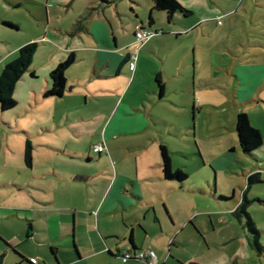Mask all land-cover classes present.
Listing matches in <instances>:
<instances>
[{"label": "crops", "instance_id": "0c3cea01", "mask_svg": "<svg viewBox=\"0 0 264 264\" xmlns=\"http://www.w3.org/2000/svg\"><path fill=\"white\" fill-rule=\"evenodd\" d=\"M8 2L13 7L26 4L32 23L26 37L24 38L23 35L22 39L14 41L0 56V72L3 64L12 56H16L17 49L21 45L36 42L37 48L28 72L30 77L40 79L39 84L32 86L35 92L34 97L38 98L51 87L50 72L72 53L75 61L65 70L66 90L60 97L49 96L52 97L50 101L64 99V102L57 106L61 107L70 121L88 120V127L95 124L96 131L90 133L96 137L92 147L104 143L106 151L93 152L92 148L91 151L97 154L96 158L104 153L109 154L108 156L111 154L112 159L110 163L106 161L103 168L92 173L89 170L82 171L80 168L72 169L66 160L67 157L77 158L80 161L85 160L84 164H87L91 160L90 150L82 157L77 146L64 143L39 145L38 153L43 158L40 161L34 157L33 152L32 165L36 160L43 165L37 167L34 178H47L51 183L48 186L51 188L50 194L44 198L35 197L32 204L28 203L18 208H0V218H19L26 221V224H0V264H141L136 259L123 262L119 254L123 250L136 252L148 249L155 252L156 264H246V262L255 264L256 257H261L264 251L259 254L249 246L247 232L241 223L238 224L241 233L236 231L238 227L236 224L225 225L232 226L234 230L228 234L229 237L225 241L219 242L218 245L222 246L216 251L220 257L214 260L206 257L213 256V248L210 246L215 238L210 235L208 239V235L196 224L192 225L194 232L187 230L191 228L190 224H171L165 230L164 225L159 224L158 232L152 233L142 227L145 233L136 234L135 226L131 223H129L131 227L129 233L127 229L118 232L114 229V224H99L98 219L90 221L89 218L87 220L83 218L84 215L95 212L98 206V213L100 214L104 209L102 212L104 216L117 210L121 204L124 209L134 205L148 207L160 221L156 208L157 201L162 202L163 213H168V217L171 218L170 206L165 203V195L167 197L169 192H179L184 187H188L187 179L180 186L177 181L163 178L159 145L166 147L162 139L166 133L175 137L190 131L193 135L194 125L189 122L182 130L175 121H162L157 113L149 112L151 108L158 107L163 102L170 106L163 108L175 114L178 109L188 106L181 94L191 90L192 107L189 113L193 121V114L196 112L193 89L194 62H188L189 52L177 44L181 41V28L188 33L189 29L203 19L202 16L199 19L192 18L196 10L193 4L187 0H179L184 7L191 10V14L185 16L176 11L168 18L166 12L153 7V0L146 3L130 0L126 6H120L116 0H13ZM128 6L130 9L127 8ZM149 15L153 17L152 24L148 22ZM7 20L17 25V20L13 18H7ZM139 28L160 32L138 46L135 31ZM135 51V69L132 72L128 68L127 61L129 54ZM188 66H192L190 73L184 71ZM243 67H248V69L244 68L246 71L250 70L248 65ZM254 67L256 70L254 76L258 85L262 83L264 65L259 64ZM156 74L159 75L163 84L162 93L155 82ZM257 88L256 86L255 92ZM176 95L179 98L175 97ZM42 98L44 100L48 97ZM82 98L84 102L81 104ZM148 113L151 122L147 118ZM63 116L61 115L58 120L61 121ZM163 123L165 128L162 127ZM153 129L159 134L158 138L153 135ZM77 130V133H82L80 129ZM139 133L145 135L136 136ZM121 135L129 137L124 145L137 149H144L149 144L146 139H151L146 147H153V156L151 161L145 160L148 164L145 166L148 168L156 166L159 171L148 169L143 173L137 171L134 175L120 173L117 163L121 158L115 161L114 150L116 146H119L115 141ZM155 143H158V153L154 147ZM261 150L264 154L263 142L252 155L242 152L246 161L252 163L251 171L246 173L247 177L253 174L252 182L247 184V188L243 191L250 202L255 200L264 205V197L256 196L253 199L247 197L249 185L262 181L261 172L257 170L260 169L259 164L264 161V156L261 157L259 153ZM137 157L138 155H136V169L140 163ZM229 163L230 157L227 156L222 161L221 168ZM210 167L214 168L213 165ZM79 181H95L99 185L96 201L89 204L90 211L80 208L75 199L77 195L68 191L69 182L77 186L81 184ZM206 182L208 186H211V190L214 189V192V183L211 184L208 178ZM35 186L42 187L40 183ZM190 188L189 191L194 192L203 190L196 187ZM216 195L214 193V196ZM231 201L233 204H230ZM231 201L227 202L228 206L222 210L232 212L241 198L235 199L232 194ZM248 212L250 215L251 212ZM127 217L124 212L121 213V221L125 222ZM134 218L135 221L139 220L137 216ZM127 223L121 225L128 226ZM213 230H215L214 225ZM260 232H264V229H260ZM163 235L167 236L165 238V244H168L167 253L163 246L165 244L158 243L162 240L159 237ZM196 237L204 239L206 246L196 245ZM154 238L157 241H154ZM190 247L194 254L190 252ZM20 254L25 257V260H21Z\"/></svg>", "mask_w": 264, "mask_h": 264}, {"label": "rangeland", "instance_id": "374dc122", "mask_svg": "<svg viewBox=\"0 0 264 264\" xmlns=\"http://www.w3.org/2000/svg\"><path fill=\"white\" fill-rule=\"evenodd\" d=\"M8 1L13 0H0V56L14 41L22 39L23 35L24 38L26 37L32 23L26 4L13 7ZM116 1L120 6H126L130 0ZM140 1L151 2V0ZM188 1L196 9L192 18L199 19L201 16L203 18L189 29L188 33L181 28V41L177 43L189 52L188 62H194L195 96H193L196 112L193 114V121L189 113L192 107L191 90L181 94L188 106L178 109L175 114L163 108L170 107L163 102L158 107L151 108L149 112L157 113L162 121H175L182 130L189 122L194 125L193 135L190 131L175 137L166 133L162 138L169 150L172 171L181 169L185 172L188 175V187H184L179 192H169L167 197L165 195V203L170 206L171 218L167 213H163L161 201L156 202L160 221L148 207L134 205L124 209L121 204L117 210L104 216L102 213L104 209L99 214L98 206L95 212L84 215L83 218L85 220L89 218L90 221L98 219L99 224H114V229L118 232L127 229L129 233L131 231L129 223H131L135 226L136 234L145 233L142 227L152 233L158 232L159 224L164 225V230L171 224H190L191 228L187 230L194 232L192 225L196 224L208 235V239L210 235L215 238L210 246L213 248V256L206 257L215 260L220 257L216 251L222 246L218 245L219 242L225 241L229 237L228 234L234 230L232 226L225 225L236 224L238 226L236 231L242 232L238 225L240 223L231 214V210H222L228 206L232 194L235 199L241 198L242 191L247 188L246 173L251 171L252 163L247 162L242 155L235 132V118L238 112L244 111L247 114L250 124L259 130L264 146V73H262V83L258 85L254 76L256 72L254 66L264 65V0ZM139 7L143 8V6ZM127 8L130 9V6ZM7 18L17 20L18 30L3 24V22L15 23ZM15 57L12 56L9 61ZM243 65H248L250 70L246 71L244 68L248 69V67ZM191 67L188 66L184 71L190 73ZM39 81L40 79L30 77L28 71L25 72L17 81L13 91L15 106L5 111L0 110V208H18L28 203L32 204L35 197L44 198L50 194L51 188L48 186L51 183L48 179L34 178L37 167L43 164L37 160L31 168H27L24 164L22 151L26 139L35 146L32 153L34 152V157L40 161L43 157L38 153V146L43 144L64 143L77 146L82 157L90 150L91 160L87 164H84L85 160L67 157V163L72 169L80 168L82 171L89 170L94 173L103 168L106 161L110 163L112 159L111 154L108 156L109 154L104 153L96 158L97 154L91 151L96 137L90 134L96 131L95 124L88 127V120L72 122L66 118L61 107L57 106L62 104L64 99L50 101L52 97H48L43 100L42 94L38 98L34 97L35 92L32 86L39 84ZM256 86L258 90L255 92ZM175 97L179 98L178 95ZM83 102L82 98L81 104ZM149 113L147 118L151 122ZM61 115L64 116L59 121L58 118ZM162 127L165 128L164 123ZM77 129H80L82 133H77ZM152 133L155 138L159 137L154 129ZM140 135L145 134L139 133L136 136ZM128 138L126 135H121L115 141L119 144L114 150L115 161L121 158L117 163L118 171L128 175H134L137 171L143 173L148 169L159 171L156 166L146 167L148 164L145 160L151 161L153 156V147H146L151 139H146L149 144L144 149H137L124 145ZM154 147L158 153V143H155ZM50 153L52 154L51 151ZM259 153L261 157L264 156L262 150ZM136 155L140 162L138 169H136ZM227 156L230 157V163L221 168L222 161ZM210 165H213L215 169H212ZM259 167L260 169L257 170L261 172L262 181L249 185L247 197L250 199L256 196L264 197V161L259 164ZM207 178L210 179L211 184L214 183L216 196L212 194L213 190L211 186H208ZM37 183H40L42 187L37 188L35 186ZM79 183L81 184L74 186L69 182L68 191L77 195L75 199L80 208L90 211L89 204L96 201L99 185L95 181H79ZM189 187L203 189V192L189 191ZM218 195L230 199L220 200ZM230 204H233V201ZM247 210L251 212L250 216L256 223L255 227L263 230L264 205L252 200L248 203ZM122 212L128 216L125 222L121 221ZM135 216L139 218L138 221H135ZM126 222L128 226L121 225ZM0 224H26V221L19 218H0ZM213 225L215 230L212 231ZM166 237L164 235L159 237L162 240L158 243L165 244ZM196 238V245L206 246L204 239ZM154 241H157L156 238ZM258 241L264 248V232H260ZM163 246L167 253L168 244ZM189 249L194 254L192 247ZM256 261L255 264L258 262L264 264V254L261 257L257 256Z\"/></svg>", "mask_w": 264, "mask_h": 264}, {"label": "trees", "instance_id": "16d2710c", "mask_svg": "<svg viewBox=\"0 0 264 264\" xmlns=\"http://www.w3.org/2000/svg\"><path fill=\"white\" fill-rule=\"evenodd\" d=\"M106 1V0H100ZM153 7L157 10L166 12L168 18L176 11L181 12L183 15L187 16L191 14V10L184 7L179 0H153ZM149 24L153 23V17L149 15ZM4 25L18 29L17 25L11 23H3ZM37 48L36 42H28L21 45L17 49L16 57L8 62L4 63V66L0 72V110L5 111L11 109L15 106L16 102L12 97L15 85L23 74L30 70L33 56ZM75 61V57L70 53L63 61H61L51 72V87L43 92V97L49 96H62L66 90V78L65 70ZM155 82L160 93L163 92V84L158 74L155 76ZM235 132L237 135V141L239 147L243 153L246 155H252L254 150L260 147L262 144V137L258 129L253 127L248 119L247 114L244 111H240L236 114L235 118ZM32 148L31 142L26 139L23 149V161L26 167H31L32 165ZM160 153V166L162 176L166 180L177 181L180 186L187 179V174L181 169H177L175 172L171 168L170 155L167 148L164 145H159ZM253 174L247 177V184L252 182ZM214 190V189H213ZM215 191L212 193L214 195ZM220 200H228L222 196H218ZM260 201L259 199H257ZM250 201L245 197L244 191L242 192L241 201L231 212L234 218L241 224H243L244 229L247 232V242L249 246L256 251V253L261 254L264 248L258 242L259 230L255 227V223L247 211V205ZM167 212V210H166ZM169 216V214L167 213ZM30 224V223H28ZM30 228V225H28ZM7 244V243H6ZM7 246L11 249L10 245ZM14 250V249H13ZM15 251V250H14ZM17 253V252H16ZM21 260H25V257L20 254ZM121 260V259H120Z\"/></svg>", "mask_w": 264, "mask_h": 264}, {"label": "built area", "instance_id": "2783aa9c", "mask_svg": "<svg viewBox=\"0 0 264 264\" xmlns=\"http://www.w3.org/2000/svg\"><path fill=\"white\" fill-rule=\"evenodd\" d=\"M154 35V31L147 28H139L137 31H135V40L137 45H141L146 40L151 38ZM136 50V48H135ZM135 61H136V51L129 54L128 57V68L130 71H134L135 69ZM93 152H104L106 151V145L104 143L94 145L92 147ZM120 259L125 262L129 260H139L143 262L144 264H156V255L155 252L151 249L148 250H138L136 252H129L126 250H123L119 254Z\"/></svg>", "mask_w": 264, "mask_h": 264}, {"label": "water", "instance_id": "95a60500", "mask_svg": "<svg viewBox=\"0 0 264 264\" xmlns=\"http://www.w3.org/2000/svg\"><path fill=\"white\" fill-rule=\"evenodd\" d=\"M154 31V35H156V34H158L160 31H158V30H153ZM68 89H70L69 87H68Z\"/></svg>", "mask_w": 264, "mask_h": 264}]
</instances>
